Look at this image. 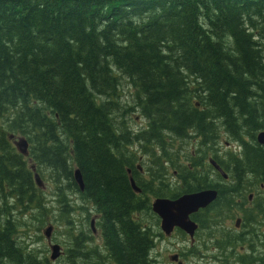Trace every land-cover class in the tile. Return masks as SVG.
<instances>
[{
  "label": "trees",
  "instance_id": "obj_1",
  "mask_svg": "<svg viewBox=\"0 0 264 264\" xmlns=\"http://www.w3.org/2000/svg\"><path fill=\"white\" fill-rule=\"evenodd\" d=\"M117 71L134 87L147 120L138 131L115 117ZM260 130L264 0H0V264H42L18 239L14 216L46 209L36 173L49 174L64 214L76 210L70 191L100 217L106 254L81 243L89 235L73 234L69 264H152L157 234L136 217L154 214L150 194L177 198L218 189L217 200L195 219L224 235L233 211L229 190L203 160L226 134L245 148L236 169L264 180ZM18 135L27 139L28 155L15 145ZM189 139L199 144L198 154L187 150V162L177 161L176 141ZM134 145L152 152L153 178L164 179L172 164L184 187L168 191L167 183L157 191L144 179ZM213 153L223 166L224 157Z\"/></svg>",
  "mask_w": 264,
  "mask_h": 264
},
{
  "label": "rangeland",
  "instance_id": "obj_2",
  "mask_svg": "<svg viewBox=\"0 0 264 264\" xmlns=\"http://www.w3.org/2000/svg\"><path fill=\"white\" fill-rule=\"evenodd\" d=\"M117 75L120 76L121 80V96L119 97L121 111H118L115 117L118 120L123 118L126 119L129 126L134 131H138L146 125L147 120L141 115L140 109L135 105V90L134 87L131 86L129 79L120 71H117ZM132 107L135 109L132 110ZM125 109L131 111H127L128 113H126V111H124ZM19 137H21V135ZM178 143H181V145H177ZM175 145L178 147L179 154L177 156V161L185 163L187 162V156L190 153L186 152L187 150H191L194 156H196V154H198V150H200L199 144H196L194 139H189L186 141L177 140ZM208 147L209 146L207 145L203 147V149L206 150ZM173 148L175 147L171 148L172 150L171 154H169L168 161L171 160V155L174 150ZM235 149L236 142L228 138L226 134H223L218 143L215 144V148L209 149L207 152V156L203 160L205 168L209 169V165H211L210 158H214L213 152H217L220 157H225L227 152L230 150L234 152ZM134 150H137L138 154L143 157L142 161L138 162L137 164L141 166V172L143 173L144 179L147 180L148 183H151L157 191L160 190L163 185H167V183H169L168 186H164V188H166L168 191L176 190L178 187L181 189L184 187V184L182 183L177 185L181 182L182 178L180 177L181 175L179 176V171H177L172 164L166 165L168 166V170L164 179L159 177V173H156V178H153L152 172L154 170L152 169L149 171L147 169V163L151 164L148 161H150L152 158L149 156L152 152L146 153L144 149L139 148L137 145H134ZM238 150H240V148H238ZM211 175L213 178H216L213 172H211ZM41 178L44 183V187L42 189L47 200L46 209L35 210L31 213V215H25V213H15L14 215L18 219V239L23 242V245H25L29 251L33 252L37 259L42 262V264H69L68 260H70L71 256V254H69V250L75 246L73 234H77V237L80 238L81 232H84L85 235H89V238H84L81 243L84 242L85 246L89 248H93L97 245L100 252H102V254H106L102 235L99 230V215H97L94 207L90 203L84 202L79 194L67 191L68 194L73 198L74 204H76V210L73 211L72 214H64V212L61 210L62 207L61 203L59 202L60 198L56 193L57 191L54 189L55 186L49 174L46 173L45 176H42ZM65 184H68L67 180H65ZM149 196L150 202L152 204L153 200L157 197L154 194H150ZM80 206H83V208H80ZM153 213L154 216L157 215L155 212ZM153 215L146 212H138L136 214L137 220H140L146 225H150L153 231L157 234L155 239V247L151 251V259L153 260V264H176L174 262L172 263V260H170L169 257L170 255L177 252L185 255L183 256L185 264H200L198 262L200 258L194 256L193 254L194 245L191 243L189 236L186 233L182 234L177 230H175L170 236L166 235L161 229L160 217L157 215L160 220L158 221ZM243 215V211L238 212L235 210V215L225 221L226 228H228L232 233L248 234L249 228L247 226H236L237 218L242 217ZM92 220L93 227L95 228L96 232H94L91 227ZM51 224L54 226L52 231V243L60 244L63 251L57 260L50 259L51 247L49 240L45 236V230L51 226ZM262 228L264 229V227ZM205 235V231H201V238H203ZM198 243L199 241H196L195 245ZM245 245L247 244L242 246ZM217 250L219 249H211L209 252L211 255H217ZM236 250L237 252L235 253V256H237L239 251L242 250L239 244L236 246ZM232 254L234 255V251L231 253V255ZM95 257L101 261L99 256ZM207 258H209V260L215 264V260L213 258ZM76 259L83 260L79 257ZM221 259H224V262L220 264H229L230 261H232V257L228 256L221 257ZM105 262H107L106 259ZM92 264H97V262L93 260Z\"/></svg>",
  "mask_w": 264,
  "mask_h": 264
},
{
  "label": "flooded vegetation",
  "instance_id": "obj_3",
  "mask_svg": "<svg viewBox=\"0 0 264 264\" xmlns=\"http://www.w3.org/2000/svg\"><path fill=\"white\" fill-rule=\"evenodd\" d=\"M228 138L230 137L228 136ZM233 141L236 142V149L234 150V152L232 150L227 152L226 156L224 157L223 166L219 164L220 167L224 170L225 174L215 168L214 170L209 172L214 173V175L216 176V178L214 179L220 185L219 187H222L223 185L228 187V198L230 200L231 207L233 208L230 218L235 215V210H237L238 212L243 211L244 215L237 218L236 226H247L249 228L248 234L232 233L228 228H226V233L223 235L222 231L224 229L222 228L221 232L218 234L214 233L211 228H203L201 222L195 219V216L197 214H204L205 210L214 202L206 208H201L199 211L191 215V218L198 225L194 237H190L185 231L179 228H175V230L181 232L182 234L186 233L189 236L191 243L194 245L193 254L194 256L200 258V260H198L200 264H213L207 257L213 258L215 260V264H220L224 262V259H221V257L227 256L232 257V261H230L229 264H264V229L262 228L264 227V214H261L259 211L260 208H264V180H262V178L258 179L256 177V174L251 171L244 173L243 170L236 169L238 168V160L244 158L246 159V155L244 146L237 140ZM260 145L264 146L262 144ZM238 148H240V150H238ZM232 153H235V155H232ZM242 175L247 176L244 179ZM181 183H185L183 179L181 180ZM217 191L219 195V190L217 189ZM201 231H205L206 233L203 238H201L200 236ZM238 236L240 237V239L238 238ZM233 240H237L238 243H232ZM196 241H199V243L195 245ZM223 243L226 246L225 249L221 248V244ZM238 244L242 248V250H240L239 254L235 256V253L237 252L236 246ZM244 244L247 245L242 246ZM211 249H219L216 251L218 252V254L211 255L209 252V250ZM233 251L234 255H231ZM174 254L178 255V260H172V263L174 262L178 264L180 262L181 264H185L183 258V256H185L184 254L178 252Z\"/></svg>",
  "mask_w": 264,
  "mask_h": 264
},
{
  "label": "water",
  "instance_id": "obj_4",
  "mask_svg": "<svg viewBox=\"0 0 264 264\" xmlns=\"http://www.w3.org/2000/svg\"><path fill=\"white\" fill-rule=\"evenodd\" d=\"M257 139L260 144L264 145V130L258 133ZM15 145L21 153L25 155L29 154V143L26 138H17L15 140ZM210 163L215 167V169L224 173V170L220 167L215 159L211 158ZM74 174L77 183L79 184L81 190H83L84 182L81 171L79 169H76ZM35 178L38 184L42 186V180L39 173L35 174ZM131 182L133 188L140 193L141 188L136 184V181L133 177H131ZM217 197V189L207 188L196 192L185 193L177 198L157 197L153 200L151 206L153 212H155L160 217L161 229L166 235L170 236L175 231V228H179L185 231L190 237H194L198 225L191 218V215L199 211L201 208L208 207L217 199ZM53 228L54 226L51 224V226H49L45 230V236L49 240L51 247L50 259L57 260L61 256L63 251L60 244L52 243ZM94 232H96L95 228ZM170 259L173 261H177L178 255H171ZM178 264L181 263L179 262Z\"/></svg>",
  "mask_w": 264,
  "mask_h": 264
},
{
  "label": "bare ground",
  "instance_id": "obj_5",
  "mask_svg": "<svg viewBox=\"0 0 264 264\" xmlns=\"http://www.w3.org/2000/svg\"><path fill=\"white\" fill-rule=\"evenodd\" d=\"M153 264V263H152Z\"/></svg>",
  "mask_w": 264,
  "mask_h": 264
}]
</instances>
